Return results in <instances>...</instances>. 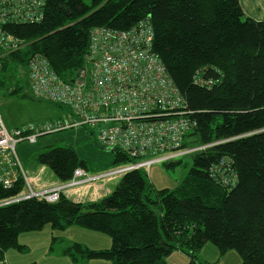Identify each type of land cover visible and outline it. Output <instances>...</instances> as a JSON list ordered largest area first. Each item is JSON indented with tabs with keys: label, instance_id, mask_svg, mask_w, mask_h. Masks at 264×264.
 <instances>
[{
	"label": "trees",
	"instance_id": "obj_1",
	"mask_svg": "<svg viewBox=\"0 0 264 264\" xmlns=\"http://www.w3.org/2000/svg\"><path fill=\"white\" fill-rule=\"evenodd\" d=\"M142 21L152 26L153 49L187 100L185 117L195 123L184 147L212 146L188 155L191 169L176 189H156L145 170H135L100 200L75 202L65 193L48 203L24 197L22 176L13 187L0 181V259L11 249L28 251L19 241L24 233L78 227L106 235L112 244L99 250L68 245L62 255L75 264H168L177 251L188 264H202L207 244L220 255L237 251L242 264H264V21L248 17L240 0H94L92 6L47 0L41 23L6 27L27 46L5 59L0 87L8 96L43 101L28 90L33 55L72 79L85 65L94 28L129 30ZM111 153L115 166L132 162L120 151ZM35 159L59 184L77 168L87 170L71 146L50 145ZM183 159L163 165L175 171ZM231 174L235 183L226 184ZM3 264H10L7 258Z\"/></svg>",
	"mask_w": 264,
	"mask_h": 264
},
{
	"label": "built area",
	"instance_id": "obj_2",
	"mask_svg": "<svg viewBox=\"0 0 264 264\" xmlns=\"http://www.w3.org/2000/svg\"><path fill=\"white\" fill-rule=\"evenodd\" d=\"M46 5L47 0H0V75L5 59L27 46L6 27L41 23ZM153 41L154 32L147 21L129 30L94 28L85 65L68 80L57 75L46 59L33 55L28 71L30 91L34 97L61 107L66 115L13 130L0 116V181L13 187L22 176L25 198L56 203L67 192L75 191L76 195L75 189L135 170L150 174L155 165L211 147H184V136L195 123L185 117L187 100L168 77ZM78 130H85L101 148L120 151L132 162L101 176H91L79 167L70 181L47 189L34 188L17 144H36L42 137ZM234 183L231 174L226 184ZM4 262L6 258L0 259V264Z\"/></svg>",
	"mask_w": 264,
	"mask_h": 264
},
{
	"label": "rangeland",
	"instance_id": "obj_3",
	"mask_svg": "<svg viewBox=\"0 0 264 264\" xmlns=\"http://www.w3.org/2000/svg\"><path fill=\"white\" fill-rule=\"evenodd\" d=\"M84 2L88 6H92L94 0H84ZM259 21L262 20L259 19ZM5 88L6 87H0V116L4 124L10 130L22 128L30 123H41L45 120L66 115L61 107L51 104L48 101H38L32 98L23 99L21 95L8 96L7 89ZM28 90L30 91L29 85ZM86 133L85 130L67 131L42 137L37 144H20L17 147L18 154L30 178L37 179L42 183H46L47 181H49V183H59L53 172L46 166L39 164L35 159L38 153L44 151L50 145H72L79 154V157L86 161L87 171L91 176L106 175L124 166V164L115 166L114 156L111 151L101 148L98 143L91 139ZM183 158L186 164L178 167L175 171L166 169L164 165L153 166L150 174H148L149 184L153 185L156 189H176L191 169L190 157L187 155ZM117 178L118 179L115 181V177H109L87 187L75 190L78 191L77 195L90 194V196L87 197H102V195L106 193H112L119 185L122 176ZM41 185L40 182H37V188L40 189ZM103 187H105V189H110V191L104 193ZM34 188H36V186H34ZM74 192L75 191H72L70 193L74 194ZM70 193H68V195ZM76 199L75 197H71V200ZM15 200L16 199L7 200L6 203ZM57 237L63 238L64 241H55ZM19 241L22 245L28 247V251L20 252L16 249L8 251L6 258L10 264H75L68 256L62 255V250L68 245L77 242L99 250L110 249V242L112 244L110 237L78 227H71L65 232L55 231L50 227H46L40 232L22 234ZM189 261V257L179 251L175 252L167 259L168 264H188ZM199 261L202 264L243 263L237 251L230 250L226 254L220 255L218 249L212 244H207L205 249L200 253ZM88 264L112 263L107 261H91Z\"/></svg>",
	"mask_w": 264,
	"mask_h": 264
},
{
	"label": "crops",
	"instance_id": "obj_4",
	"mask_svg": "<svg viewBox=\"0 0 264 264\" xmlns=\"http://www.w3.org/2000/svg\"><path fill=\"white\" fill-rule=\"evenodd\" d=\"M241 2V5H242V8L245 12V14L248 16V17H251L255 20H262L264 21V0H240ZM80 131V130H79ZM87 134V133H86ZM89 137V136H88ZM71 147H73L72 145H70ZM79 155V154H78ZM115 181L118 179L117 177H115ZM37 182L39 181H34V179L32 180V183H36L34 184V186L36 185V188H37ZM99 182V181H98ZM42 185L40 186L41 188L40 189H47V188H50L51 186H56V185H59V183H49V181H47L46 183H42L40 182ZM117 184V183H116ZM39 188H37V190H40ZM104 189V193L105 192H108L110 191V189H105V187H103ZM69 192H67L68 194ZM65 194L69 199H71V197H75L77 198L76 200H73L75 202H86V201H94V200H100L101 198L105 197L107 194L109 193H106L104 195H102V197H87V196H90V194H87V195H74V194H69L67 195ZM110 245H111V242H110ZM109 245V246H110ZM89 247V245H87ZM91 249H93L92 247H89ZM94 250H98V249H94ZM93 262V261H92ZM98 262V261H97Z\"/></svg>",
	"mask_w": 264,
	"mask_h": 264
}]
</instances>
